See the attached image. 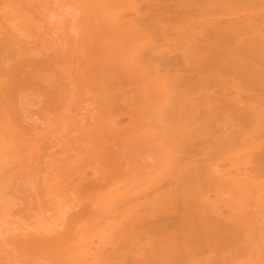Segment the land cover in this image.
Wrapping results in <instances>:
<instances>
[{"label": "bare ground", "instance_id": "bare-ground-1", "mask_svg": "<svg viewBox=\"0 0 264 264\" xmlns=\"http://www.w3.org/2000/svg\"><path fill=\"white\" fill-rule=\"evenodd\" d=\"M46 10L59 40L34 18ZM82 15L96 18L83 25ZM35 79L53 85L43 99L54 107L81 88L98 96L67 122L74 130L66 123L77 158L49 162L43 195L32 165L44 129L34 138L21 122L44 121V110L20 120L13 101ZM58 79L71 84L65 93ZM140 91L145 109L155 105L149 126L138 121ZM18 175L26 202L6 192ZM114 176L115 193L95 202ZM86 221L97 229L81 236ZM262 223L264 0H0V264H264Z\"/></svg>", "mask_w": 264, "mask_h": 264}, {"label": "rangeland", "instance_id": "rangeland-1", "mask_svg": "<svg viewBox=\"0 0 264 264\" xmlns=\"http://www.w3.org/2000/svg\"><path fill=\"white\" fill-rule=\"evenodd\" d=\"M66 2V1H65ZM67 2H71V1H67ZM62 3V2H61ZM51 4V3H50ZM50 4H48L47 6H52V5H50ZM71 4V3H70ZM55 6V5H54ZM55 7H57V6H55ZM58 10L60 9V8H57ZM61 10V9H60ZM59 10V11H60ZM62 11V10H61ZM39 14H41L40 13V11L38 12ZM103 14V13H102ZM35 16H37L38 17V19H36L37 21H39L40 23H41V25H42V28H43V30H46L48 33H49V35H52L51 33L52 32H49V30H53V32H55V31H58V34H57V32H55L58 36H57V38H56V36H55V38L56 39H58L59 38V34L61 33L60 31L61 30H56L53 26H54V24L53 23H50V21L48 20L49 19V12H48V10H46V11H44L41 15H37L36 13H35V15H34V18H35ZM94 16V15H93ZM92 16V17H93ZM98 16H99V21H100V17H102V15H98L97 14V19H98ZM105 16V15H104ZM36 17V18H37ZM82 17H85L86 19H84V18H80L79 20L82 22V20H88L87 22L88 23H92V21L96 18L95 16H94V18L92 19L91 18V15L89 16V15H82ZM91 18V19H90ZM96 19V20H97ZM105 19V18H104ZM92 20V21H91ZM52 22V21H51ZM85 22V21H84ZM97 22V21H96ZM83 23V22H82ZM2 24H4L3 22H2ZM15 24H19V22L17 23V22H15ZM85 23H83V25H84ZM91 27V25L88 27V28H90ZM87 28V27H86ZM89 30V29H88ZM36 33V32H35ZM62 34V33H61ZM49 35H47V36H49ZM54 37V36H53ZM102 37H104V35L102 34ZM60 38H61V35H60ZM64 39V38H63ZM62 39V40H63ZM30 40H32L31 41V43H30ZM49 40V39H48ZM59 40V39H58ZM33 41H35V40H33V38L32 39H29V45H27L28 47H30V45L32 44L33 45V47L31 46L30 48H39V46L40 45H38V42L39 41H41V40H36L37 41V43H36V41L34 42V43H32ZM61 41V40H60ZM58 43V42H57ZM62 43V42H61ZM60 42L58 43V44H61ZM38 45V46H35V45ZM49 54H51V56H52V52L50 53V52H48ZM48 53H46V55L48 54ZM48 54V55H49ZM45 55V56H46ZM48 55H47V57H48ZM121 56H123V54L122 55H120V57ZM49 58V57H48ZM52 59H54L53 57L51 58V60ZM50 60V61H51ZM55 69H57V67H55ZM50 72L49 73H51V70H49ZM58 71V70H57ZM47 73H48V71H46ZM55 75H56V78H61L60 80H62V77L61 76H63V78H65L64 76L65 75H61V73L60 72H55ZM36 78H38V77H36ZM39 79V78H38ZM59 79H58V82L60 83V84H63V83H65V90L64 89H62V91H63V93H65V91L67 90H69V88H68V86L67 85H71V84H68L67 82H65L66 80L64 79L62 82L60 81ZM26 81V80H25ZM25 81H23V83L25 82ZM39 81H40V79H39ZM38 80H33L31 83H33V84H31L30 83V85H29V83L26 85V84H24V86H23V83L21 82V87L22 88H20L22 91L19 93H17V94H15V96H14V108L15 109H17V110H15L16 111V113L17 112H19L18 114H20V113H22V115L20 114V120L22 119V117L21 116H28V118L29 117H31V115L33 114V115H36V117H37V114H38V110H40V111H42V110H44V115H39V116H41V118L42 119H44L45 118V120L43 121V120H41L40 122H41V124L42 123H46V124H49V120H50V124H51V127H50V124L49 125H46V124H44V125H41V124H39L37 121L36 122H34L33 121V119L31 120V121H26V120H22L23 122H21V125H22V128L23 129H26L27 131L29 130V132H34V133H29L30 135H34V138L38 135V132L40 131V128H43L44 130H42V131H40L41 132V134L42 135H44V136H46V137H42V135L41 136H39V137H36V138H43L42 140L44 141L43 143H42V141H37L38 143H36V144H38L39 146H38V148H39V151L37 152L38 153V155L39 156H35L34 157V159H33V161L35 162V164H33V163H31V164H33L32 166H34V171L35 172H33L32 171V167H31V171H32V173H34L33 174V176H32V181H33V184H34V186H35V188H36V190H37V188H38V194L40 193V195L42 194L43 195V193H45V190H46V186H44V185H42L45 181H43V180H47V178H46V176H45V174L47 173V175L49 176L50 174H51V170L49 169L50 168V164L51 163H49V162H52L53 161V165H52V167L53 166H55L54 164H56L57 162H60V161H58V160H60V159H56L55 158V156L57 157L58 156V158H62L61 160V163H63V160H65L66 161V159L67 158H71V157H73V158H71V159H74L75 158V156H77V153L76 152H73L72 150L74 149V147L72 148V150H71V147H72V145L73 144H75L74 142H73V144L71 145V147L69 148V144H68V142H71V141H69L70 140V138H73V137H75V136H73V135H75V134H73L72 135V137L70 136L69 137V134L67 133L68 131H66V129L69 127L70 128V130L73 128V130L75 129L74 127H72V126H74V124H72V123H67V122H69V121H72L71 120V117H72V119L73 120H77V119H81V116H83V112L84 111H82L81 109H82V103L84 104V101H85V103L86 102H88L89 100H90V102H93L94 100H95V98H97L98 96V94L97 95H95V96H97V97H92L93 95H94V91L93 90H91V91H86V90H81V89H83V88H81L80 89V92L79 93H77L78 91L77 90H75L76 91V96H78L80 93H82L81 95H79V97H75V95H73L74 94V92L73 91H70L71 92V94H72V92H73V98L72 97H69V98H71L70 100H74V97L76 98L73 102H71L70 100H69V98L67 97L66 98V94L64 95L62 92V95H60V96H62V97H60V99H66L67 100V102H68V100L70 101L68 104H66V105H64V102H65V100H64V102L63 101H61V100H57V101H55V100H52L53 101V104L54 105H56V107L59 109V110H61V108L63 107H65L64 108V110H66V107H67V105H69V104H71V105H69L70 106V108L68 107V110L70 111V112H67V110H66V112L68 113H66V115H69L70 116V118H68V116H67V120L65 119V113H64V111L63 112H58V109H57V113L55 114L56 115V123H58V125L60 126V127H58V125L57 126H55V124L56 123H54L55 121H54V116L55 115H53L52 113H50L49 112V109L46 107V105L48 106V101H50V98H52L53 97V94H52V91H49V90H51V88H53L52 86L51 87H49V85L47 86V84L46 83H43V82H39ZM58 82H56V87H55V85H54V87L56 88V89H58L57 88V85H59V83ZM34 84H36V85H38L39 86V88H38V86H35ZM46 84V85H45ZM67 84V85H66ZM20 85H19V87H20ZM34 85V86H33ZM135 85V84H134ZM31 86H33V88H31ZM46 86V87H45ZM67 86V87H66ZM24 87H28L27 89L25 88L24 89ZM35 87V88H34ZM41 87V88H40ZM49 87V88H48ZM59 87V86H58ZM62 87H64V85L62 86ZM30 88L31 89H34V90H30ZM46 88H48V90H46ZM40 89V90H39ZM56 89H52V90H55V91H53L54 92V94H55V92H57V90ZM73 90V87L71 88L70 87V90ZM39 90V91H38ZM87 90H89V89H87ZM29 91V92H28ZM98 91V90H97ZM97 91H96V93H97ZM23 92V93H22ZM28 92V93H27ZM34 92V93H33ZM46 93V95H47V97H48V99L46 98V99H43V93ZM153 92H155V91H153ZM27 93V94H26ZM33 93V94H32ZM69 93V92H68ZM149 93V92H148ZM152 93V92H151ZM23 94V95H22ZM26 94V95H25ZM34 94H36V96H34V97H32ZM143 94V92L142 91H140V92H138V93H136L135 94V98L133 97V101L137 104V106L135 105V108H136V110L138 111V116H139V122L142 124V125H151V124H153L154 122H155V118H154V116H155V111H154V113H151L150 111H148V110H152V109H149L150 107H154V106H149V105H151V103L150 104H148V107H146V109H145V106H147V103L145 104V106L143 105V104H141L140 103V98H141V95ZM150 94V93H149ZM152 94H154V93H152ZM30 95H32V96H30ZM46 95H44L45 97H46ZM68 95V94H67ZM151 95V94H150ZM149 95V96H150ZM154 95H158V93L156 92ZM153 95V96H154ZM27 96V97H26ZM150 97V98H152V99H154V98H156L155 96L154 97ZM15 97H17V98H19V99H17V98H15ZM25 97V98H24ZM39 97V98H38ZM44 97V98H45ZM65 97V98H64ZM158 97H159V95H158ZM39 99V106H36L37 104H35V103H38V101L36 102V99ZM24 99H26V100H28V102H30L29 104H27L26 103V101H24ZM37 99V100H38ZM54 99H56L55 97H54ZM16 100V101H15ZM48 100V101H47ZM84 100V101H83ZM45 101V102H44ZM96 101V100H95ZM149 101V100H148ZM15 102H16V104H15ZM17 102H18V104H17ZM33 102H35V103H33ZM42 102H43V104H45V105H43L42 104ZM51 102V101H50ZM60 102L62 103V104H60ZM150 102V101H149ZM148 102V103H149ZM153 102V101H152ZM157 102L159 103V99H157ZM89 103V102H88ZM157 103V104H158ZM33 105V104H35V106L36 107H38V108H36V107H34V106H31V105ZM40 104H41V106H40ZM52 104V103H51ZM51 104H49V106L51 105ZM153 104H155V102L153 103ZM15 105H17L18 106V108H17V106L15 107ZM22 105V106H21ZM29 105V106H28ZM59 105H61V106H59ZM86 105H87V103H86ZM85 105V106H86ZM51 106H53V105H51ZM59 106V107H58ZM88 106V105H87ZM86 106V107H87ZM19 107H22V108H19ZM42 108V109H40V108ZM54 107V106H53ZM52 107V108H53ZM56 107H54V109L56 108ZM85 107V108H86ZM47 108V109H46ZM91 109V108H93V105L92 106H90L89 105V107L88 108H86V109ZM147 108H148V110H147ZM54 109H52V111L51 112H53V110ZM154 109H156V108H154ZM21 112H20V111ZM25 110V111H24ZM145 110H147V112H146V115H145ZM23 111V112H22ZM25 112V113H24ZM16 113H15V115H16ZM49 113V114H48ZM60 113H64V116H63V118L65 119V121L64 120H62L63 118H62V115L60 114ZM69 113H71V114H69ZM25 114V115H24ZM75 116H74V115ZM78 116H80V117H77V115ZM49 117H48V116ZM72 115V116H71ZM17 117L19 116V115H16ZM43 116H45L44 118H43ZM51 116V117H50ZM52 116H53V118H52ZM74 116V117H73ZM32 117H35V116H32ZM77 117V118H76ZM37 118H39L38 120H40L41 118L40 117H37ZM18 119V118H17ZM51 119H53V120H51ZM46 120H48V123L47 122H45ZM79 120H78V122H79ZM127 117L124 119H122V121H121V123L123 122V121H125V122H127ZM64 121V123H63V125H64V127L65 128H62V126H61V124H62V122ZM51 122H53V124H54V126H52L53 124L51 123ZM59 122H60V124H59ZM73 122V121H72ZM69 125H67V124ZM75 124H76V122H74ZM124 123V122H123ZM34 124H35V128H34ZM37 124V125H36ZM78 124V123H77ZM75 125V127H77L78 125ZM27 125H31V126H28L27 127ZM32 125H33V128H32ZM66 125H67V128H66ZM26 126V127H25ZM72 127V128H71ZM32 131H31V130ZM33 129H35V130H33ZM39 130V131H38ZM68 130V129H67ZM37 131V132H36ZM70 132V134H72V131H69ZM74 132V131H73ZM75 133V132H74ZM37 134V135H36ZM52 134V135H51ZM76 134L78 135V132H76ZM76 135V136H77ZM51 136V137H50ZM62 136H64V138L65 139H62ZM50 137V138H49ZM41 138H40V140H41ZM66 138H68V140H66ZM33 139V138H32ZM64 140V141H63ZM66 140V141H65ZM65 142H67V144H68V146H67V144H66V148L67 149H70V150H68V151H66V148L64 149V143ZM77 144V143H76ZM76 144H75V150H77V146H76ZM41 154V155H40ZM76 154V155H75ZM136 154V152H130L129 153V158L130 159H136L137 158V156L135 155ZM73 155H75V156H73ZM112 155V154H111ZM113 157H114V155H113ZM77 158V157H76ZM75 158V159H76ZM67 160H69V159H67ZM72 161V160H71ZM70 161V162H71ZM69 162V163H70ZM49 163V164H48ZM59 164V163H58ZM68 164V163H67ZM99 166V165H98ZM67 168V167H66ZM71 173V172H70ZM18 174V173H17ZM38 174V175H37ZM37 176V177H36ZM39 178L41 179V180H39ZM38 179V180H37ZM43 179V180H42ZM24 177L22 176V175H18L16 178H15V180L13 181L14 183H13V185L15 186V188L14 189H12L13 187V185L11 186L12 188H10V190H6V192L7 193H10V194H16V197L18 198V200L19 201H25L26 202V200L28 199L29 200V198L31 197V194L29 195V193H31V192H29V188H28V186L27 185H25L24 184ZM43 181V183H41ZM132 182H133V180H131ZM12 183V182H11ZM40 184H41V187H40ZM45 184V183H44ZM102 184H104L102 187H100L99 188V190L97 189L94 193H95V202H97L98 200H102V198L104 199L105 197H107V196H110V195H112V194H114L115 193V191H116V188H117V181H116V178H115V176L114 177H111V179H109V181L108 180H103V183ZM41 189H40V188ZM18 188V189H17ZM29 189V190H28ZM39 190H40V192H39ZM11 191H12V193H11ZM30 191H32V190H30ZM13 194V195H14ZM20 194V195H19ZM34 194V193H33ZM32 194V195H33ZM22 195V196H21ZM214 194H212L211 196H210V198L211 197H214L213 196ZM27 197V198H26ZM32 198V197H31ZM44 197H42V199H43ZM46 198V197H45ZM45 198L43 199V202H46L47 200H45ZM41 199V200H42ZM46 199H48V197L46 198ZM27 200V201H28ZM49 202H47V203H44V204H48ZM50 205V204H49ZM48 205V206H49ZM219 205H221V204H219ZM225 206V205H224ZM223 206V204H222V206H221V208L222 207H224ZM220 208V209H221ZM229 208H223V209H221L222 211H223V214H228L229 212H230V209L228 210ZM252 209V208H251ZM251 209L250 208H248V210H250L251 211ZM254 210V209H253ZM256 210V209H255ZM180 211V210H179ZM178 211V212H179ZM247 211V210H246ZM253 212H251V214H252ZM253 216H254V213L252 214ZM262 215L263 214H258V215H256L257 216V218L260 216V217H262ZM261 225V224H260ZM262 227H264V224L262 223V225H261ZM260 226V227H261ZM95 227V221H89V222H84L81 226H79V228L77 229V231H78V233H83V235L82 234H80L81 236H84V235H89V233L90 232H92L94 229H97V228H94ZM95 231V230H94ZM85 233V234H84ZM260 232H258V234H259ZM81 236H78L79 237V239L81 238ZM78 237H77V239H78ZM77 239H74V240H77ZM258 240H259V238H258ZM95 242H96V240H94ZM94 242V243H95ZM93 244H91V246H92ZM106 246H109V245H106ZM105 246V247H106ZM92 247H94V245L92 246ZM105 247H103L104 249H107V248H105ZM110 248V247H109ZM94 249H95V247H94ZM101 249H102V247H101ZM248 250H249V248H247ZM93 250V249H92ZM108 250V249H107ZM110 250V249H109ZM102 251H104V250H102ZM106 252V251H105ZM110 252V251H109ZM249 251H247V253H248ZM108 253V252H107ZM252 253V252H251ZM249 254H250V252H249ZM249 254H247V255H249ZM254 254H256V253H254ZM253 253L252 254H250V257L251 258H255L256 259V256L254 255ZM243 256L245 255V253H243L242 254ZM253 256V257H252ZM255 256V257H254ZM245 257H247V256H245ZM242 259V258H241ZM240 259V262H242L243 263V261ZM246 259H248V258H246ZM244 261H247V260H244ZM254 260H252V262H253ZM251 261H250V258H249V260L247 261V262H244V264L246 263V264H249ZM241 264V263H240Z\"/></svg>", "mask_w": 264, "mask_h": 264}]
</instances>
